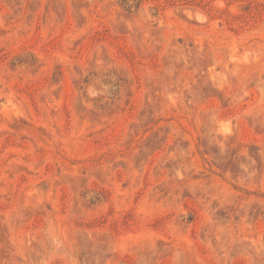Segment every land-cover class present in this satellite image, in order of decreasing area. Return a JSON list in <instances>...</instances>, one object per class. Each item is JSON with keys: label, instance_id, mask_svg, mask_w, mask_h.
Segmentation results:
<instances>
[{"label": "rangeland", "instance_id": "obj_1", "mask_svg": "<svg viewBox=\"0 0 264 264\" xmlns=\"http://www.w3.org/2000/svg\"><path fill=\"white\" fill-rule=\"evenodd\" d=\"M0 264H264V0H0Z\"/></svg>", "mask_w": 264, "mask_h": 264}, {"label": "trees", "instance_id": "obj_2", "mask_svg": "<svg viewBox=\"0 0 264 264\" xmlns=\"http://www.w3.org/2000/svg\"><path fill=\"white\" fill-rule=\"evenodd\" d=\"M140 3L141 0H119V4L126 10L137 7Z\"/></svg>", "mask_w": 264, "mask_h": 264}]
</instances>
